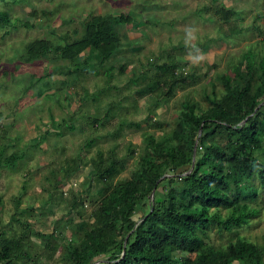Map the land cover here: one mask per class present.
<instances>
[{"label":"rangeland","instance_id":"obj_1","mask_svg":"<svg viewBox=\"0 0 264 264\" xmlns=\"http://www.w3.org/2000/svg\"><path fill=\"white\" fill-rule=\"evenodd\" d=\"M220 3L238 11L230 23L238 31L228 34L227 23L214 17L211 9H202ZM0 8L7 10L12 22L0 28L1 145L4 156L24 154L14 167L0 165V230L17 234L27 224L29 252L36 264H70L61 255L62 247L74 239L80 216L92 222L90 212L101 196L90 163L97 151L130 155L113 181L130 177L145 150V133L170 136L187 102L202 110L211 105L212 92L222 90L220 76L233 75L232 66L244 51L252 49L256 61L264 56V0H6ZM120 12L134 20L118 27L120 48L104 63L113 64L110 74L101 69L98 75L73 79L53 71L68 64L54 54L24 61L22 47L27 41L60 40V34L73 29L79 35L82 23L92 15ZM24 21L34 26L26 27ZM170 59L177 62L184 85L154 106L152 93L138 96L136 90L154 84L157 65ZM94 117L99 121L94 123ZM253 154L264 162V141ZM71 158L78 166L62 179L61 167ZM253 182L256 195L242 189L237 196L255 209V215L232 232L209 228L207 243L220 247L240 235L264 244V189L256 179ZM74 192L80 194L82 205L71 208ZM143 208L136 207L137 216ZM212 210L221 216L227 213L224 208ZM46 241L50 248H45Z\"/></svg>","mask_w":264,"mask_h":264},{"label":"trees","instance_id":"obj_2","mask_svg":"<svg viewBox=\"0 0 264 264\" xmlns=\"http://www.w3.org/2000/svg\"><path fill=\"white\" fill-rule=\"evenodd\" d=\"M2 1L6 0H0V4ZM202 9H211L214 17L227 23L228 34L238 31L236 24H230L238 14L236 9L221 3ZM133 20L125 12L92 15L82 23L79 35L73 29L72 33L60 34V40L27 41L22 47L24 61L34 62L54 54L68 64L57 65L53 71L71 75L73 79L86 74L98 75L101 69L110 74L113 64L105 67L104 63L120 48L118 27ZM10 24L7 10L0 8V28ZM23 24L34 26L29 21ZM85 50L87 53L82 54ZM124 68L121 64L119 72ZM157 68L159 73L155 80L152 78L154 84L136 90L138 96L152 93L154 106L170 99L175 88L184 85L180 83V80L184 82L182 73L177 75L175 60L158 64ZM232 74L220 76L222 90L219 94L212 92L211 105L205 110L187 102L170 136L156 138L152 133H145V150L130 177L113 181L130 155L116 156L111 150H99L90 158L101 196L90 212L92 222L80 216L74 239L63 245L61 255L67 262L264 264V244L240 235L220 247L206 241L209 228L232 232L255 215V209L237 196L238 190L256 195L254 179L264 189V162L253 154L264 141V56L256 61L255 53L247 49L232 66ZM39 80L41 76L37 77ZM109 112L110 109L105 112L106 118ZM98 121L94 117L93 122ZM134 125L139 127L138 122ZM57 133L61 135L63 131ZM3 137L0 127V165L14 167L24 154L4 156ZM77 162L76 158L65 160L61 167L62 179L76 170ZM77 205H82L81 197L74 192L70 207ZM138 205L145 207L139 216L135 211ZM212 208H224L227 213L221 216ZM68 225L70 230L74 229V222L69 220ZM26 226L17 234L0 230V264L38 262L30 256ZM37 236L46 235L37 232ZM50 246V241H46L45 248ZM176 251L194 253V256H175ZM53 253L54 250L49 255Z\"/></svg>","mask_w":264,"mask_h":264},{"label":"water","instance_id":"obj_3","mask_svg":"<svg viewBox=\"0 0 264 264\" xmlns=\"http://www.w3.org/2000/svg\"><path fill=\"white\" fill-rule=\"evenodd\" d=\"M199 130L201 131V128H199ZM124 250H125V242H124V245H123V252L122 253H124Z\"/></svg>","mask_w":264,"mask_h":264}]
</instances>
